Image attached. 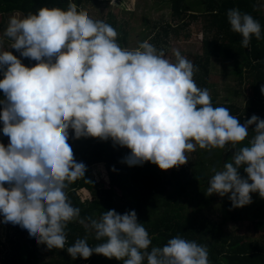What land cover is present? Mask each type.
Instances as JSON below:
<instances>
[{"label":"clouds","instance_id":"obj_1","mask_svg":"<svg viewBox=\"0 0 264 264\" xmlns=\"http://www.w3.org/2000/svg\"><path fill=\"white\" fill-rule=\"evenodd\" d=\"M227 20L244 48L253 36L264 38L260 22L239 8L227 10ZM118 36L71 0L66 9L45 6L9 17L0 34V122L9 138L0 142L2 223L27 230L49 250H64L67 226L78 221L100 243L77 238L66 248L73 259L95 253L123 264H211L206 244L179 234L153 245L135 210H106L86 223L69 198L70 184L87 171L75 159L70 130L74 139L128 148L121 162L129 167L150 162L161 170L187 164L197 147L211 152L230 144L235 152L221 170H211L207 194L230 193L233 207L251 204V193L264 198V119L253 114L241 123L229 108L214 107L210 90L194 79L199 68L179 49L173 61L149 40L127 48ZM5 38L36 63L25 66L9 48L2 50Z\"/></svg>","mask_w":264,"mask_h":264},{"label":"trees","instance_id":"obj_2","mask_svg":"<svg viewBox=\"0 0 264 264\" xmlns=\"http://www.w3.org/2000/svg\"><path fill=\"white\" fill-rule=\"evenodd\" d=\"M71 2L76 3L78 8H86L96 4L97 0ZM170 2L173 21L182 25L162 27L164 37H169L171 33L179 37L180 29L189 24L201 23L203 26L205 37L202 40V54L196 55L193 62L199 68L194 75L198 86L211 90L209 75L214 59L217 62L233 64L234 73L239 75L240 83L245 79V72L248 74L252 92L245 109L226 103L221 104L218 97L211 94L213 106L229 108L231 114L238 117L241 123L250 119L253 114L264 119V94L260 92V86L264 84V38L257 40L253 36L249 47L244 48L240 43L242 37L231 30L227 20V10L239 8L260 22L264 37V15L258 0H170ZM68 3L69 0H0V12L4 15L21 12L24 16L29 12L35 13L45 6L66 9ZM108 17L110 18L105 22L117 30L118 22L112 19V15ZM187 18L191 19L190 23H187ZM160 37L159 34L153 40L158 46L162 41ZM118 42L120 43L119 36ZM8 50L20 58L25 66L31 67L36 63L21 57L15 49ZM0 79H3V72H0ZM0 99H3L2 91ZM2 127L0 122V136L3 137H0V142L7 145L9 138L3 135ZM254 127L255 125L250 126L249 139L254 135L252 133ZM73 136L74 133L70 130L69 143L75 159L83 162L87 171L85 178L70 184L67 191L73 205L80 208L81 218L85 219L86 223L88 217L98 219L106 210L114 209L119 214L135 210L138 221L144 223L155 246H163L168 239L179 234L185 239L206 244L211 264H264V237L248 240L231 226L245 219L246 214L238 210L243 207H233L231 200L219 202L216 194H207L209 180L214 174L211 170L213 168L221 170L223 164L230 161L235 152L230 144L224 149H213L211 152L198 147L197 159L193 160L189 169L185 166L174 167L171 174L167 175L165 170L150 162L132 167L122 163V159L130 150L126 147H114L111 140L101 141L91 137L74 139ZM247 144L248 140H245L243 145L237 147ZM100 163L105 165L108 186L100 183L97 185L90 176L92 166ZM239 171L242 177H247L244 166ZM83 189L90 193V199H84L80 194ZM250 195L252 200L256 197L262 203L261 207L253 212L259 220L258 230L264 234V198H261L259 193ZM226 196H223L224 199ZM66 231L68 243L65 249H47L54 251L53 255L56 254L57 259L43 262L38 257V252L46 245H38L27 230L18 226V232L11 238L8 236L7 242L0 238L2 254L0 264H123L115 258L109 259L95 253L88 259L79 256L73 259L66 248L77 238L87 235L90 246H95L100 241L95 240L94 232L86 229L78 221L70 222ZM8 246L11 248L4 252V248ZM144 264H147L146 260Z\"/></svg>","mask_w":264,"mask_h":264},{"label":"rangeland","instance_id":"obj_3","mask_svg":"<svg viewBox=\"0 0 264 264\" xmlns=\"http://www.w3.org/2000/svg\"><path fill=\"white\" fill-rule=\"evenodd\" d=\"M262 14L264 15V0H258ZM86 9L94 19H100L107 21L112 15V19L118 22L117 31L120 37V45L127 48H135L139 43L144 40H149L158 49H164L165 55L175 61L173 54L174 49H179L181 54L188 59L195 61L196 55L202 54V40L205 37L203 26L201 23L189 24L183 29H180V36L177 37L173 33L169 37H164L162 27L171 25V27H177L182 25L173 21L171 2L170 0H97L96 4L87 6ZM15 14L4 15L0 12V34L6 29L9 21V17ZM23 16V14H17ZM187 23H190L191 19H186ZM159 27V29L154 28ZM154 30V31H153ZM159 31V33L157 32ZM144 34L147 38L144 39ZM161 35L162 41L159 43L153 42V40ZM11 41L5 38L3 49L9 48ZM209 83L212 85L210 93L217 96L220 103H226L236 108L245 109L248 101L251 99V83L247 78L245 72V79L241 81L239 75L234 73L233 64L225 62H217L216 59L212 61ZM237 69V68H236ZM3 138L2 136H0ZM9 143V141H8ZM235 151V149H232ZM196 151L188 153V163L185 166L189 169L193 160L197 159ZM234 153V152H233ZM227 157V156H226ZM171 170H165L167 175L171 174ZM191 171V170H190ZM90 176L92 180L98 185L104 184L108 186L109 179L107 176L106 168L104 164H97L90 169ZM84 199H90L91 195L86 190H81ZM229 194L226 198L216 194L217 200L228 201ZM253 202L249 205L239 208L240 213L246 214L245 219L237 223L231 224L234 229H237L239 235L245 236L248 240L263 239L264 234L258 230V217L254 215V210L259 209L262 205L260 199L253 197ZM257 201V202H256ZM3 216L0 215V238L3 242H7L8 236L11 238L18 232V226L11 223H2ZM11 247H5L4 252H7ZM54 251H49L47 248H42L38 252V257L43 262H49L52 259H57ZM2 254L0 253V258Z\"/></svg>","mask_w":264,"mask_h":264},{"label":"crops","instance_id":"obj_4","mask_svg":"<svg viewBox=\"0 0 264 264\" xmlns=\"http://www.w3.org/2000/svg\"><path fill=\"white\" fill-rule=\"evenodd\" d=\"M19 13H21V12H13V13H11V14H15V15H17V14H19ZM22 14V13H21ZM8 15H10V14H8Z\"/></svg>","mask_w":264,"mask_h":264}]
</instances>
